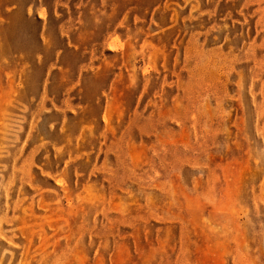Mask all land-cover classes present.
I'll list each match as a JSON object with an SVG mask.
<instances>
[{
	"label": "rangeland",
	"instance_id": "rangeland-1",
	"mask_svg": "<svg viewBox=\"0 0 264 264\" xmlns=\"http://www.w3.org/2000/svg\"><path fill=\"white\" fill-rule=\"evenodd\" d=\"M0 264H264V0H0Z\"/></svg>",
	"mask_w": 264,
	"mask_h": 264
}]
</instances>
